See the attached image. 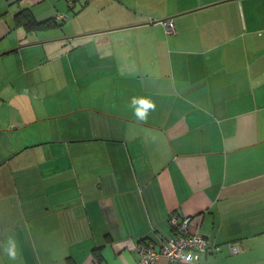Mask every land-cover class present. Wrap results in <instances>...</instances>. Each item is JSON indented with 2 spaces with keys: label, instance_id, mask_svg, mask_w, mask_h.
Returning <instances> with one entry per match:
<instances>
[{
  "label": "crops",
  "instance_id": "crops-1",
  "mask_svg": "<svg viewBox=\"0 0 264 264\" xmlns=\"http://www.w3.org/2000/svg\"><path fill=\"white\" fill-rule=\"evenodd\" d=\"M171 213L264 264V0H0V264H139Z\"/></svg>",
  "mask_w": 264,
  "mask_h": 264
},
{
  "label": "built area",
  "instance_id": "built-area-1",
  "mask_svg": "<svg viewBox=\"0 0 264 264\" xmlns=\"http://www.w3.org/2000/svg\"><path fill=\"white\" fill-rule=\"evenodd\" d=\"M165 33L170 35L175 32V24L172 19L163 22ZM168 224L172 235L156 247L153 242H143L136 245L140 255L139 264H154L161 258H166L172 264H200L201 256L204 253L214 252L219 245L212 242L203 234L192 230V218L189 216L180 217L176 213L168 216ZM231 252L237 253L240 246L229 243Z\"/></svg>",
  "mask_w": 264,
  "mask_h": 264
},
{
  "label": "trees",
  "instance_id": "trees-1",
  "mask_svg": "<svg viewBox=\"0 0 264 264\" xmlns=\"http://www.w3.org/2000/svg\"><path fill=\"white\" fill-rule=\"evenodd\" d=\"M15 20L18 24H23L28 30L45 29L54 27L57 22L54 18H48L45 20L38 21L29 9H22L15 15ZM96 262L100 263V256H95Z\"/></svg>",
  "mask_w": 264,
  "mask_h": 264
},
{
  "label": "clouds",
  "instance_id": "clouds-1",
  "mask_svg": "<svg viewBox=\"0 0 264 264\" xmlns=\"http://www.w3.org/2000/svg\"><path fill=\"white\" fill-rule=\"evenodd\" d=\"M133 104L136 105L135 113H136V116L139 119L146 118V115H147L148 111L150 109H154L155 108V104L152 102L151 99H149L147 97L135 98L133 100ZM8 254H9L10 258L15 259V257H16L15 244H12L9 247Z\"/></svg>",
  "mask_w": 264,
  "mask_h": 264
},
{
  "label": "water",
  "instance_id": "water-1",
  "mask_svg": "<svg viewBox=\"0 0 264 264\" xmlns=\"http://www.w3.org/2000/svg\"><path fill=\"white\" fill-rule=\"evenodd\" d=\"M174 264H184V263H174Z\"/></svg>",
  "mask_w": 264,
  "mask_h": 264
}]
</instances>
